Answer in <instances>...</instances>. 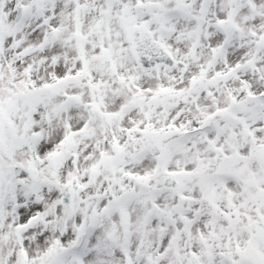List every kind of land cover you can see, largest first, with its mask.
Segmentation results:
<instances>
[{
    "label": "snow or ice",
    "instance_id": "1",
    "mask_svg": "<svg viewBox=\"0 0 264 264\" xmlns=\"http://www.w3.org/2000/svg\"><path fill=\"white\" fill-rule=\"evenodd\" d=\"M0 264H264V0H0Z\"/></svg>",
    "mask_w": 264,
    "mask_h": 264
}]
</instances>
